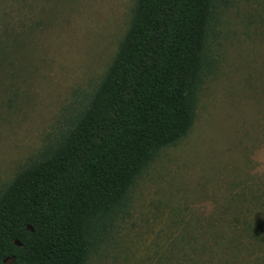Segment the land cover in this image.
<instances>
[{"label": "rangeland", "instance_id": "obj_1", "mask_svg": "<svg viewBox=\"0 0 264 264\" xmlns=\"http://www.w3.org/2000/svg\"><path fill=\"white\" fill-rule=\"evenodd\" d=\"M135 1L0 0V191L99 84ZM205 54L191 127L84 264H264V0H213Z\"/></svg>", "mask_w": 264, "mask_h": 264}, {"label": "trees", "instance_id": "obj_2", "mask_svg": "<svg viewBox=\"0 0 264 264\" xmlns=\"http://www.w3.org/2000/svg\"><path fill=\"white\" fill-rule=\"evenodd\" d=\"M212 8L135 1L99 84L57 143L0 191V264L85 263L136 178L193 123Z\"/></svg>", "mask_w": 264, "mask_h": 264}, {"label": "water", "instance_id": "obj_3", "mask_svg": "<svg viewBox=\"0 0 264 264\" xmlns=\"http://www.w3.org/2000/svg\"><path fill=\"white\" fill-rule=\"evenodd\" d=\"M9 261H10L9 258H5V259H4V262H9Z\"/></svg>", "mask_w": 264, "mask_h": 264}]
</instances>
